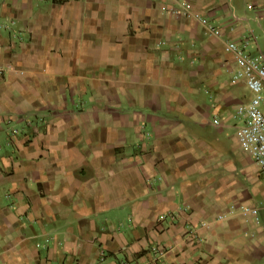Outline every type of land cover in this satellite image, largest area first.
Segmentation results:
<instances>
[{"label": "crops", "instance_id": "obj_1", "mask_svg": "<svg viewBox=\"0 0 264 264\" xmlns=\"http://www.w3.org/2000/svg\"><path fill=\"white\" fill-rule=\"evenodd\" d=\"M231 40L264 0H0V264H264Z\"/></svg>", "mask_w": 264, "mask_h": 264}, {"label": "built area", "instance_id": "obj_2", "mask_svg": "<svg viewBox=\"0 0 264 264\" xmlns=\"http://www.w3.org/2000/svg\"><path fill=\"white\" fill-rule=\"evenodd\" d=\"M226 47L237 62V77L244 78L252 92L250 100L239 104L237 108L241 117L238 137L243 150L264 174V61L249 55L245 43L231 40L226 43ZM215 122L218 120L215 119Z\"/></svg>", "mask_w": 264, "mask_h": 264}]
</instances>
